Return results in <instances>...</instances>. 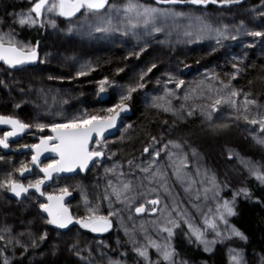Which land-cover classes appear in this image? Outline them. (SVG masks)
Instances as JSON below:
<instances>
[{
  "label": "rangeland",
  "instance_id": "1",
  "mask_svg": "<svg viewBox=\"0 0 264 264\" xmlns=\"http://www.w3.org/2000/svg\"><path fill=\"white\" fill-rule=\"evenodd\" d=\"M16 1L32 2L33 0ZM125 3L126 0H109V5L122 6ZM139 3L145 4L140 0ZM174 7L176 11L185 13V16L201 18L214 28L221 30L227 28L228 34L235 35L237 38L222 39L220 44L209 37L193 40L183 34L187 25L193 23L192 20L187 19L176 23L169 21L160 33H154L151 36L144 34L139 40L131 35L123 36L119 33L106 35L96 33L94 30L89 35L87 25L95 24L100 14L88 15L86 18L84 11L71 20H63L59 16L45 12L41 21L37 22L39 24L42 22L44 25V36L37 46L40 55L39 67L37 66L34 70L24 69L14 72L0 65V109L7 106L13 109L30 107L33 118L39 121V124L45 125L44 133L47 137L50 136L49 129L53 123L66 122L83 108L92 115H107L101 110L118 103L120 93L126 91L127 86H135L141 73L146 72L152 64L156 67L144 76L145 87L132 94L142 96L144 105L156 109L162 121L158 133L137 149L116 153L111 146L118 141L128 124L122 120L117 137L99 146L94 143L91 149L104 153L105 159L102 162L95 164L84 177L78 175L54 183L55 186L60 185L61 189L68 188L69 193L72 194L68 207L74 219H84L89 216V208H96L99 215L109 216V200L104 199L107 191L111 208L116 212L109 216L112 225L109 229L112 232L111 240L104 237L95 238L87 231L81 233L77 226L66 231L51 230L37 209L31 205V196L20 202H13L9 199V193L7 195L0 193V237H3L0 239V244L4 246V254H2L3 249L0 248V264H5V260L8 264H14L16 255L25 256L31 260H49L54 264H113L116 261L120 264H136L126 253L115 247L117 244L127 245L130 253L143 264L147 262L138 256L134 249L147 247L150 260L155 262L158 258L157 252L154 247H148L149 241H155L161 245L165 243L163 238L167 237V233L160 232L159 229L165 226L169 214L176 223L186 227L188 242H193L207 256L204 261L187 260L175 253V264H213L212 258L218 248L223 250L225 264H233L231 257L237 252L243 256L242 264H262L263 255L258 253L247 255L227 244L228 239L236 238L231 235L233 227L228 222L231 216L226 217L227 223H225L219 219L216 209L217 205L223 204L224 201L232 204L234 197L241 194L243 182L256 179L255 171L264 174V144L257 142L259 139H264V132L259 130L258 124L251 125L242 118L245 114L250 118L258 114L264 115L263 89L258 87L247 92H238L239 95L234 98L236 108L226 104L218 106V110L212 113L211 121L205 119L198 107L211 103L204 98L209 95L208 92H204L203 96L195 100L188 101L195 107V111L203 122L227 119L235 121L230 132L217 138L177 132L173 113L154 107L153 103L154 98L165 95V90L175 92L173 88H169L176 86L174 82H170V75L185 82L188 87L184 93L201 82L206 88L223 89L227 82H222L220 78L214 76L216 75L215 62H210V51L213 50L219 55L220 68L224 66L234 68L241 60L238 57L241 50L257 44L262 45L264 49V37L244 34L245 30L264 32V4L235 15L205 12L195 5L188 4ZM108 11L109 8L106 7L102 11L103 15H107ZM29 14L35 17V14L30 12L13 14V23L19 25L20 16ZM49 20L55 21L56 26L52 27ZM26 27L31 26L26 25ZM193 30L195 31V28ZM137 31L143 33L144 29L141 27ZM7 33H11L19 45L34 48L30 42L20 39L12 27L0 19V34ZM145 46L146 50L141 52L140 49ZM107 50L122 51L129 60L127 63L123 62L121 68L117 67L119 71L112 70L109 75L98 74L94 79L90 76L93 67L88 61L92 55H103ZM192 52H201L203 59L184 76L179 66L182 65V58ZM259 55L263 54L259 53ZM81 65L89 66L87 75L78 76ZM50 68L65 71L68 82L65 78L63 81L59 80L61 82H55L54 78L49 81L43 80L41 73ZM63 77L57 76L58 79ZM213 77L215 79H212ZM102 79H108L122 86L106 87L105 93L109 96V100L104 104L98 101L100 93L98 81ZM229 90L233 89L231 87L224 89L225 92ZM45 97H47V103H45ZM245 97L255 100L256 104L245 105ZM64 101L67 102L64 103ZM176 101L177 99L172 98V105ZM125 103L130 106V100ZM17 104L20 107H16ZM245 107L249 109L248 113L243 112ZM237 116L241 118L237 119ZM3 134L4 132H0V138ZM154 137L155 142H153ZM170 141L180 144L181 148H173ZM165 145L168 147L165 148ZM145 148H148L147 153L144 152ZM156 150L160 151L158 158H154ZM169 153L176 154L172 157V161H175L178 156L187 157V167L183 168L185 174L183 182L174 175V165L169 160ZM129 161L132 163L129 164ZM49 163L51 162L45 163L42 167ZM144 167L150 168L148 173L141 171ZM158 168L164 174V180L159 177L152 179L153 173ZM106 169L111 171L106 172ZM213 180L218 189L213 187ZM109 181L112 187L118 189H122V182H130V191L126 195L135 198L134 201H130L131 211L125 204L116 202L115 196L112 195V187H108ZM190 181L194 183H191L190 190L186 191ZM165 183L167 190L162 187ZM205 189L209 191L205 193ZM50 193L60 194L55 189ZM197 195L199 199H196ZM157 197L160 203L156 212L150 214L149 210L153 206L146 201ZM140 204H144L146 211L137 215L134 209ZM173 208H176V211H173ZM212 223L216 226L215 230L209 227ZM190 226L192 230L203 233L205 240L215 241L209 244V251H205L204 245L196 241ZM167 227L173 226L168 224ZM217 231L222 235L217 236ZM45 232L47 238L39 240V236ZM33 240L36 241V247L32 246ZM170 244L173 248L171 241ZM73 245L76 247L73 248ZM161 264H164L162 260Z\"/></svg>",
  "mask_w": 264,
  "mask_h": 264
},
{
  "label": "snow or ice",
  "instance_id": "2",
  "mask_svg": "<svg viewBox=\"0 0 264 264\" xmlns=\"http://www.w3.org/2000/svg\"><path fill=\"white\" fill-rule=\"evenodd\" d=\"M241 0H155L156 5L163 6H172V7H153L145 4L139 3V0H126V3L122 6H117L115 4L109 5V0H37L30 9V13H34L35 17L31 14L27 16L21 15L18 23L20 26H32L35 27L38 21H41V18L45 12L51 15H56L63 17L65 19L71 20L75 17L77 13H80L81 10H85V16L100 14L98 20L95 24H88L89 35L92 34L94 30L96 33L104 34H113L119 33L123 36H129L139 40L141 35H153L154 33H160L163 31V26L167 25L169 21L176 23L180 20H192L193 23L187 25L184 30V35L191 37L193 40H199L203 37L214 38L217 44H220L221 40L232 39L235 40L237 37L235 35H229L227 28L221 30L220 28H214L210 24L206 23L201 18H193L185 16V13L175 10L174 6L181 4L195 5L207 7L209 4L220 3L221 5H230V4H239ZM106 7L109 8L108 14L103 15L102 10H105ZM52 27H55V21L49 20ZM40 26L43 27V23H40ZM143 28L144 32L140 33L137 31L139 28ZM195 28V31L193 30ZM248 36L253 37H264V32L261 31H249L245 30V33ZM146 50V46L140 49L141 52ZM137 56L139 53H135ZM37 60V51L35 48H28L27 46L19 45L11 33L0 34V61L10 68H16L17 66L34 63ZM156 67L155 64H152L146 72L141 73L139 80L135 86H127L126 91L120 93L119 102L112 107L102 109L107 113V115H90L87 113L82 114L81 116H76L68 119L66 122L53 123L50 127V131L53 133L52 136L41 138L39 144L32 145V160L31 163L39 168V171L43 173V178L36 179L35 182L29 181L27 185L21 183L15 179L7 178L0 188H6L10 191L15 197L20 198L22 194H27L30 190H33L35 193H38L40 196L44 197L47 203L41 202L39 204V209L42 213H46V223L52 225L58 229H66L71 224H78L80 228L87 229L93 233H103L108 231L111 228V221L109 216L116 214L115 210L111 208V200L109 194L105 193L104 199L109 200V216L99 215L96 208H89L90 215L84 219L73 218L69 213L68 208L64 205L63 200L65 196L69 195L68 188H63L60 190L59 195L47 194L42 190V185L47 180H51L53 174L63 173V172H73L76 169L84 171L87 169L89 162L93 161L95 158L103 157L104 153L102 151H93L89 150L90 142H93V136L97 139L95 144L100 145L101 140L104 137V133L111 128L116 127V122L120 117V114L123 112H128L129 108L126 105V101L132 99V93L136 92L140 88H144L145 84L143 83L144 76L147 72H151L152 69ZM94 70V69H93ZM89 71L88 65H81V70L78 72V76L87 75ZM122 71V70H121ZM239 71V69H237ZM52 79V77H49ZM212 79H215L213 77ZM232 79H235V76H232ZM170 82H174L177 88L184 87V81L178 80L174 76H169ZM99 92L104 93L106 87H122L117 85L115 82H110L108 79H102L98 81ZM7 87V85H5ZM224 89H230V85L225 84L223 89L218 88H206L203 82L197 84L195 88H190L183 96L177 95L176 92H169L165 90V95L154 98L153 106L161 108L166 112H172L176 115L178 112H183L187 109V115H193L196 110L193 105L189 104V100H195L198 97L203 96L204 92H208L209 95L204 97L211 101L208 105H199L201 114L205 116V119L208 121L212 120V113L218 110V106L222 104L229 105L232 108H236V100L234 99L239 95L236 90H229L227 92ZM172 98L177 100H183L184 104L181 105L180 109H174L172 105ZM67 101H64L66 103ZM45 103H47V97H45ZM245 105H255V100H249L245 97ZM16 107H20L19 104ZM239 111V109H237ZM244 113H248L249 109L245 107L243 109ZM178 118H183L178 116ZM240 119V116L236 117ZM247 123L251 125H259V130L264 132V115H257L256 117H249L245 114L242 117ZM0 125H7L11 129L6 131L3 134V137L0 138V148L7 149L9 147V138L15 137L19 134H22L25 130L30 127V124L22 122L19 119L12 117L0 116ZM38 131H44L45 125L36 124ZM155 142V137L153 138ZM258 143L264 144V139H259ZM172 144L173 148L180 149L181 145L174 142H169ZM165 148L168 145L164 146ZM45 152L53 153L58 159L53 160L51 163L46 166H40V156ZM144 152H148V148L144 149ZM160 156V151L156 150L154 153V158ZM169 160L172 161V157L176 156L175 153H169ZM187 157H177L175 161H172L174 165V175L181 182L184 181L183 168L187 167L186 163ZM132 162L129 161V164ZM151 165V162H150ZM150 170L149 167L141 168V171L148 173ZM20 176H24L25 172L30 171L27 165H22L19 169ZM111 171V169H106V172ZM122 175V173H121ZM257 180L264 183V174L259 171L254 173ZM159 177L161 180L165 179L163 173L160 172L158 168L156 172L153 173L152 179ZM191 183L185 189L186 191L190 190ZM122 189L112 187L111 181H109L108 187H112V195L115 196L116 202L125 204L129 211L132 210V204L130 201H134V197H128L126 193L130 191V182H122ZM162 187L167 190L166 183ZM213 187L218 189V186L215 185L213 180ZM209 189H205L207 193ZM243 194L248 197L249 193L242 189ZM218 195V191L216 192ZM200 197L197 195L196 199ZM205 199L207 196L205 195ZM147 204L152 205V209L149 210L150 214H154L157 210V206L160 203L159 198L148 199ZM135 213L137 215L143 214L146 209L144 204H140L135 207ZM173 211H176V208H173ZM216 212L221 221L227 223L226 217L236 215L234 209V202L230 204L228 201H224L223 204H218ZM207 223V221H206ZM168 224H171L173 227H167ZM143 227V226H142ZM179 227V224L173 220L171 215L166 218L165 226L159 229L160 232H166L167 237H164V244H158L155 241H149L148 247H154L157 252V260L155 262L151 261L145 248H136L134 249L138 256L143 258L147 264H161V260L164 264H175V250L171 247L170 241L174 235L173 228ZM209 227H212L214 230L216 228L215 224H209ZM192 234L195 236V239L200 244L204 245V250L209 251V244L215 243V241L209 242L204 239L203 233L199 231H194L191 229ZM127 234V230L125 229ZM217 236L222 234L217 231ZM231 235L238 237L241 240H247V237L240 232L239 230L232 228ZM47 238V233L39 236V240H44ZM3 239V237H0ZM33 247H36V241L33 240ZM76 246L73 245V248ZM26 250V249H25ZM83 259V257H80ZM233 264H242L243 256L240 253H235L231 257ZM5 264H8V261L5 260ZM113 264H120L116 261ZM264 264V261H262Z\"/></svg>",
  "mask_w": 264,
  "mask_h": 264
},
{
  "label": "trees",
  "instance_id": "3",
  "mask_svg": "<svg viewBox=\"0 0 264 264\" xmlns=\"http://www.w3.org/2000/svg\"><path fill=\"white\" fill-rule=\"evenodd\" d=\"M36 1L37 0H33L32 2H17L16 0H0V19L9 24L20 39L30 42L34 47L38 46L43 39L44 26L41 27L39 23H37L35 27L15 25L12 20V15L18 12H30L31 7ZM140 1L145 4L155 5V0ZM263 4L264 0H241L239 4L221 5L220 3H216L209 4L207 7H196L205 12L235 15L239 12H244L252 7ZM84 11L85 10H82L80 14ZM210 52V62H215L214 69L216 75L214 76L220 78L222 82L230 84V87L233 90H236L237 92H247L259 87L264 91V49L262 45H251V47L241 50L240 54H238V57H240L241 60L234 68H229L227 66L220 68L218 66L219 55L213 50ZM259 53H262L263 55H259ZM202 59L201 52H192L187 57L182 58V65H180L179 68L184 76L188 74L189 70L197 65ZM128 60L129 57L119 50H107L103 55L99 56L92 55L91 59L88 61L94 69L90 72V76L96 79L98 74L109 75L112 70L119 71L118 68H121L123 62L127 63ZM237 69H239V71H237ZM59 75L64 77L58 79L57 76ZM66 76L65 71L62 69L57 70V68H50L41 73V77L46 81H49V77H52L55 82H61L59 80H67L68 77L65 78ZM232 76H235V79H232ZM186 87L188 86L184 83V87L182 88H177L176 86L169 88H173L177 95L181 96L185 92ZM146 100L148 101L147 96ZM182 104H184L182 99L177 100L174 103L173 108L180 109ZM130 108L132 114L125 119V122L128 123L126 125L127 127L124 129V132L118 141L111 146L112 150L116 153H123L137 149L157 134L161 127L162 121L160 119V113L156 109L144 105L142 96L132 94ZM84 113L92 115V113H89V111L83 108L78 111L76 116H81ZM0 116L15 117L35 128L36 124L40 123L33 118L31 109L28 106L18 109H13L11 106L1 108ZM178 116L183 118H178ZM173 117L176 119L175 130L177 132H183L185 134H202L211 138H217L227 134L231 131L235 122L232 119L203 122L198 116L197 111H194L193 115L188 116L187 109L183 112H178L176 115L173 114ZM43 133L44 131H38L36 128L34 132V136H36L33 139L35 140L36 137L41 136ZM29 142L32 141L30 140ZM23 160L27 162L29 157L26 156ZM14 162L15 161L11 159L0 156V184H2L7 178L18 180L21 177ZM23 164L26 163H22V165ZM36 173L38 177L40 173ZM40 178L41 177L39 176L37 179ZM33 182H35V180ZM243 189L246 190L249 195L246 197L241 191L240 195L234 197L233 202L236 215L231 216L228 222L233 228L242 232L247 237V240H241L238 237L230 238L228 239L227 244L239 249L247 255L258 253L264 256V183L257 179H248L243 182ZM7 192L8 190L6 188H0L1 194L7 195ZM36 200L39 201V199ZM30 203L35 209H39L40 203L35 200ZM74 226H77V229L81 233H86L87 231L86 229L80 228L78 224H74ZM173 232L174 235L171 238V243L177 255L187 260L204 261L207 259L206 254L200 248L194 245L193 242H188L187 229L184 225L175 227ZM103 237L111 240L112 232L109 231ZM115 247L126 253L136 264H143L134 254L130 253L127 245L117 244ZM0 248L3 249L2 254H4V246L0 244ZM16 256L17 258L14 264H54L49 260H31L25 256ZM212 263L225 264L222 249L218 248L215 250Z\"/></svg>",
  "mask_w": 264,
  "mask_h": 264
},
{
  "label": "water",
  "instance_id": "4",
  "mask_svg": "<svg viewBox=\"0 0 264 264\" xmlns=\"http://www.w3.org/2000/svg\"><path fill=\"white\" fill-rule=\"evenodd\" d=\"M82 10H83V9H82ZM82 10H81V11H82ZM102 11H103V10H102ZM79 14H80V13H77L76 16H78ZM76 16H75V17H76ZM75 17H73V18H75ZM61 18H62L63 20H69V19H65V18H63V17H61ZM71 19H72V18H71ZM34 48H35L36 51H37V60H36V62H34V63H29V64H24V65H20V66H17L16 68H10V67H8L7 65H5L2 61H0V65H1V66H4L5 69L8 70V71H14V72H18V71H21V70H24V69H34V68H36V67L39 65V62H40V55H39V52H38V47L35 46ZM98 100H99V102H100L101 104H104V103H106V102L109 100V96H108L107 93H105V92H104V93H99V95H98ZM126 105H127V104H126ZM127 107L129 108V111H128V112H123V113L120 114V117H119V119H118L117 122H116V127L111 128V129H109L108 131H106V132L104 133V137H103V139L101 140V143H103V142H105V141H107V140H110V139H114L115 137H117V135H118V131H119V128H120V126H121V121L124 120V119H126L127 117H130V115L132 114V111H131L130 106L127 105ZM10 130H11V129L9 128V126H7V125H0V131H10ZM30 133H32V129H31V128H28V129L25 130L22 134H19V135L15 136V137H11V138H9V143H17V142H18L23 136L28 135V134H30ZM50 135L52 136L53 133L50 132ZM96 139H97V138H96L95 136H93V142H90V144H89V150L92 149V147H93V145H94ZM40 140H41V139H40ZM40 140H39L38 144L40 143ZM101 143H100V144H101ZM0 150H1L4 154H7V153L9 152V147H8L7 149L0 148ZM20 152H22V153H30L31 155L34 154L33 151H32V147L23 148V149L20 150ZM56 159H58V157H56L53 153L45 152V153H43V155L40 156V165L43 164V163H45V162L53 161V160H56ZM104 159H105V156H104V155H103V157L95 158L93 161L89 162V165H88L87 169L84 170V171H81L80 169H76V170L73 171V172L55 173V174H53V177H52L51 180H54V179H71V178L76 177V176H78V175L84 177V176L87 175V173L90 171V169H91L95 164H97V163H99V162H102ZM32 167H33L34 169L37 168V167H36L35 165H33V164H32ZM51 180H47V181H45L44 186H45V187L48 186ZM23 195H24V194H22V196H21L20 198H17V197H15V196L11 193V198H12L13 201L18 202V201H20V200L23 198ZM71 198H72V195H71V194L65 196V198H64V200H63V203H64L65 206H67V204L71 201ZM46 203H47V201H46ZM149 205H150V204H149ZM68 211H69V213L72 215V212H71L69 209H68ZM40 214L42 215L43 218L46 219V217H47V214H46V213H42V212L40 211ZM139 215H141V214H139ZM73 225H74V224L69 225L68 228H66V229H58V228H56V227H54V226H52V225H51V227L54 228V229L57 230V231H66V230H68V229H71V228L73 227ZM87 231H88V230H87ZM107 232H108V231L103 232V233H93V232L88 231L89 234H91L92 236L97 237V238H98V237H101V236H103V235H105Z\"/></svg>",
  "mask_w": 264,
  "mask_h": 264
},
{
  "label": "flooded vegetation",
  "instance_id": "5",
  "mask_svg": "<svg viewBox=\"0 0 264 264\" xmlns=\"http://www.w3.org/2000/svg\"><path fill=\"white\" fill-rule=\"evenodd\" d=\"M132 111V110H131ZM12 118H15V117H12ZM17 119V118H16ZM29 128H31L32 129V133H30V134H28V135H25V136H23L17 143H9V152L7 153V154H4L1 150H0V156L1 157H3V158H8V159H11V160H13V161H15L14 162V165H15V167L17 168V169H19L20 167H21V165H22V163H26V164H23V165H27L28 166V168L30 169V171H28V172H25L24 173V176H21L17 181H21V183H24L25 185H27V183L31 180V181H34V180H36L39 176L41 177V178H43V173H41L40 171H39V168H36V169H34L33 167H32V163H31V160H32V155L30 154V153H22V152H20V150L21 149H23V148H28V147H32V145H35V144H38V142H39V140L41 139V138H45V137H47V134H45V133H43V134H41V136H38V137H36L35 138V140L33 139L35 136H34V132H35V127H33V126H31L30 125V127ZM0 132H6V131H0ZM51 132V131H50ZM51 136V135H50ZM2 137H3V135H2ZM32 141V142H29V141ZM29 157V160L27 161V162H25L24 160H23V158L24 157ZM17 157H19V158H17ZM48 162H52V161H48ZM45 163H47V162H45ZM45 163H43V164H41L40 166L42 167V165H44ZM36 172H39L40 174L38 175V177H37V173ZM40 178V179H41ZM59 180H61V179H54V180H51L50 181V183H49V185L48 186H44V184L42 185V190L45 192V195H47V194H49L50 193V191L51 190H54L55 189V191L56 192H60V190H61V188H60V185H57V186H55V184L54 183H56V181H59ZM64 180V179H63ZM52 185H54V187H52ZM9 193V199L11 200V201H13L12 200V198H11V192L10 191H8L7 192V194ZM50 194H53V195H55V193H50ZM71 194V193H70ZM72 195V194H71ZM29 196H31L30 197V201H37L38 203H41V202H43V203H46V200L44 199V197H42V196H40L38 193H35L33 190H30L27 194H24L23 195V198L20 200V201H22V200H24V199H26V197H29ZM36 199H39V201L38 200H36ZM71 200H72V198H71ZM20 201H18V202H20ZM13 202H15V201H13ZM70 203V202H69ZM68 203V204H69ZM68 204H67V208L69 209V207H68ZM70 211H71V209H69ZM37 212L39 213V215L42 217V215L40 214V209L39 210H37ZM72 212V211H71ZM43 218V217H42ZM45 221H46V219L45 218H43ZM48 226H50V228H51V230H53L54 228H52L51 227V225H49L48 224Z\"/></svg>",
  "mask_w": 264,
  "mask_h": 264
}]
</instances>
